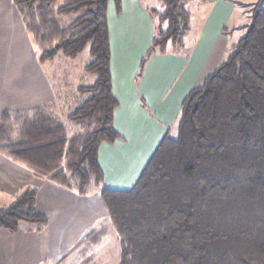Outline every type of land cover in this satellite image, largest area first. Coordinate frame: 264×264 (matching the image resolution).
I'll list each match as a JSON object with an SVG mask.
<instances>
[{"label":"trees","instance_id":"16d2710c","mask_svg":"<svg viewBox=\"0 0 264 264\" xmlns=\"http://www.w3.org/2000/svg\"><path fill=\"white\" fill-rule=\"evenodd\" d=\"M109 1L13 0L42 48L41 62L57 54L75 58L89 48L85 69L95 80L77 88L86 98L67 118L83 132L72 137L46 108L0 109V152L38 177L75 186L80 195L95 186L120 238L118 264H264V0L249 5L245 32L185 96L174 125L128 190L106 187L98 161L101 144L120 138L114 128L119 101L110 68ZM114 1L119 8L121 0ZM159 1L163 10L141 70L156 53L184 50L190 29L189 0ZM62 17L69 21L62 24ZM234 30L222 32L232 36ZM37 195V188L27 186L1 207L0 229L15 233L25 222L43 230L49 221L37 209ZM105 230L84 238L97 245ZM82 262H91V255Z\"/></svg>","mask_w":264,"mask_h":264},{"label":"rangeland","instance_id":"374dc122","mask_svg":"<svg viewBox=\"0 0 264 264\" xmlns=\"http://www.w3.org/2000/svg\"><path fill=\"white\" fill-rule=\"evenodd\" d=\"M253 1L257 0H248L249 3ZM143 2L157 16V23L160 8H163L161 2ZM187 6L189 11H193L190 14H194L193 17L191 14V30L185 36L188 44L194 42L198 29L197 20L206 13V6L200 0H189ZM59 20L65 24L69 18L62 17ZM250 21L251 15L238 6L235 22L240 27L232 34L234 42L245 32L243 26ZM41 53L42 48L27 29L18 7L13 0H4L0 4V109L10 110L12 113H28L35 107L46 108L66 126L68 136L72 137L83 132L80 126L67 118L86 98L77 88L80 85H90L95 80V76L85 69L92 59L89 48L75 58L57 54L46 62L40 61ZM12 123L16 129L17 120ZM0 162L1 208L9 205L25 187H35L36 180H32L23 171L31 169L14 161L5 152H0ZM60 170L65 169L62 167ZM74 187L72 185L73 191ZM43 193L46 197L42 196L40 208L49 212L51 225L41 231L25 222L21 223L19 231L15 233L0 229V264H84L82 260L89 255L91 262L88 264L119 263L120 238L104 199L95 186H91L86 195L77 193L76 198L69 195L61 201L52 198L50 192ZM66 201L75 203L72 211ZM102 226L106 230L100 243L90 245L84 235ZM25 243L28 246L32 243L35 245L28 249ZM35 246L39 248H34Z\"/></svg>","mask_w":264,"mask_h":264},{"label":"crops","instance_id":"0c3cea01","mask_svg":"<svg viewBox=\"0 0 264 264\" xmlns=\"http://www.w3.org/2000/svg\"><path fill=\"white\" fill-rule=\"evenodd\" d=\"M3 1L0 0V4ZM200 1L206 6V13L197 20L194 42L187 44L184 38V50L154 54L142 70L141 62L154 36L157 16H151L152 10L143 0H121L119 8L114 0L109 1L110 68L113 91L119 101L114 111V128L120 138L113 144H101L98 161L104 173V184L110 189L128 190L136 184L167 127L174 125L185 96L218 66L234 42L232 36L222 32L223 28H239L235 22L237 7L250 14L248 7L256 2ZM148 2L155 3L154 0ZM162 10L161 7L160 12ZM23 171L36 180L37 209L47 216V228L51 219L49 212L40 208L42 196L46 197L43 192L52 193V198L59 201L69 195L76 198L78 192L55 182L51 176L41 178L32 170ZM66 204L72 211L75 203L66 201ZM29 245L28 249L35 243Z\"/></svg>","mask_w":264,"mask_h":264}]
</instances>
